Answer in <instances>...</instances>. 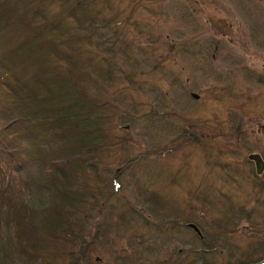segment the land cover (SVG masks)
Instances as JSON below:
<instances>
[{"label":"rangeland","instance_id":"1","mask_svg":"<svg viewBox=\"0 0 264 264\" xmlns=\"http://www.w3.org/2000/svg\"><path fill=\"white\" fill-rule=\"evenodd\" d=\"M0 2L2 48L49 42L43 16L83 33L62 82L89 137L55 108L8 134L0 87V264H264V0Z\"/></svg>","mask_w":264,"mask_h":264},{"label":"trees","instance_id":"2","mask_svg":"<svg viewBox=\"0 0 264 264\" xmlns=\"http://www.w3.org/2000/svg\"><path fill=\"white\" fill-rule=\"evenodd\" d=\"M84 6V3H77L70 12L73 14L76 10L75 15L79 14V12L83 14ZM1 8L2 3L0 2V10ZM60 15H63V13H60ZM1 16L2 13H0V21ZM37 22L40 24L39 26L36 25ZM63 22L64 17H56L53 20H49L45 16L42 17V20L34 19L25 22L29 25V29L26 30L32 36H41L43 34L42 28L44 26L47 28L48 31L43 35L50 33L54 39L50 37V41L45 43V45H33L35 42L32 38L21 40L20 37H17L19 41H14V45L11 47L5 48L6 43L4 39V47L2 48L0 45V87H3L8 94L6 102L1 106V110L3 109L5 113H3L2 119H8L5 129L10 135L13 133V127L11 126L13 110H15L17 115L15 121L20 122L24 134V128L29 132H33L32 128L35 127L33 124H39L38 121H43L42 118L45 117V114L52 113L55 108L54 121L63 122L65 125L73 128V132L62 135L64 143L72 139L74 141L79 140V142L80 140L83 142H88L89 140L88 136L81 137L83 123L77 118L74 112L75 109L71 108V102L77 103L82 100L78 98L79 94L77 95L75 91L66 86V84L74 83V79H76L71 67L77 68V66L74 62H71L70 52L71 49L75 50L73 49L75 47L73 46V42L79 41L83 33L78 35L77 32H72L73 36H66L65 34L68 32L66 25L61 26L62 30L59 29V24L61 25ZM4 26H6L4 23L0 25V33L3 32ZM5 34L11 36L13 32L8 30ZM63 35H65L64 41L59 37ZM22 48L25 49L22 50ZM65 76L71 79V81L64 79L66 78ZM62 81L67 83L64 84ZM34 87L39 91L38 95L40 99L44 100V109L41 110L40 107L37 113L34 100L37 94H35ZM52 99H54V105ZM33 133L39 134V132ZM39 148V151H37L39 160L42 157L44 159L47 157L48 161L46 164L48 166L51 163L50 158L53 159L52 166H56V161H60L59 158L63 154L69 153L72 155L76 153L75 151L74 153L71 151L67 152V149L63 154L56 157V155L48 153L51 149L46 148V146ZM44 173H47L46 169Z\"/></svg>","mask_w":264,"mask_h":264},{"label":"water","instance_id":"3","mask_svg":"<svg viewBox=\"0 0 264 264\" xmlns=\"http://www.w3.org/2000/svg\"><path fill=\"white\" fill-rule=\"evenodd\" d=\"M193 97L196 99L197 96ZM250 160L254 161L255 166H256V172L259 174L260 172H262V170H264V163L262 162V160L260 159V157L258 155H251L249 157ZM194 228V227H192Z\"/></svg>","mask_w":264,"mask_h":264}]
</instances>
